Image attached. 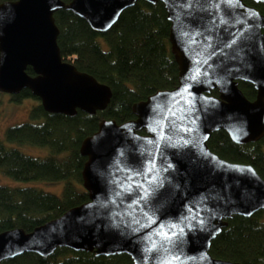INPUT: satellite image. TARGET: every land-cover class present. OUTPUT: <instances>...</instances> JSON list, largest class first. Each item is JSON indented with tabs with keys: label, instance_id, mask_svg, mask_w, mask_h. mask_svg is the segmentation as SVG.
<instances>
[{
	"label": "water",
	"instance_id": "obj_1",
	"mask_svg": "<svg viewBox=\"0 0 264 264\" xmlns=\"http://www.w3.org/2000/svg\"><path fill=\"white\" fill-rule=\"evenodd\" d=\"M143 1L166 10L177 84L134 102L130 119L101 120L81 140L88 200L31 231H1L0 262L68 247L124 253L134 264H242L212 256L210 243L228 218L264 209V178L249 163L221 158L207 140L220 129L238 144L264 133V14L246 0ZM135 2H0V91L28 88L50 113L103 109L110 87L61 59L54 13L70 10L105 32ZM238 81L253 86L254 99Z\"/></svg>",
	"mask_w": 264,
	"mask_h": 264
},
{
	"label": "trees",
	"instance_id": "obj_2",
	"mask_svg": "<svg viewBox=\"0 0 264 264\" xmlns=\"http://www.w3.org/2000/svg\"><path fill=\"white\" fill-rule=\"evenodd\" d=\"M246 2L264 14L263 3ZM54 20L61 59L107 84L111 96L103 109L93 113L78 109L68 116L45 111L40 99L28 88L8 94L14 102L31 97L36 103L29 111V120L6 127L5 139L16 144H38L48 151L43 156L27 154L0 138V172L16 180L64 183L60 196L36 186L0 184V232L10 228L31 231L88 200L82 185L81 170L86 156L79 150L81 140L98 130L101 120L111 118L120 123L130 119L134 117V102L177 84L178 65L169 41L170 20L160 1L152 4L136 0L105 32H95L83 18L64 8L54 13ZM26 71L33 74L30 66ZM238 86L247 98L254 99L256 91L250 83L238 81ZM211 93L218 94L216 89ZM209 135L207 146L213 152L229 161L251 164L264 178V133L254 142L240 144L222 129ZM226 221L210 243V254L242 264L264 261V209L249 217L233 215ZM0 264L134 263L124 253L95 256L92 251L57 247L48 256L24 252Z\"/></svg>",
	"mask_w": 264,
	"mask_h": 264
},
{
	"label": "rangeland",
	"instance_id": "obj_3",
	"mask_svg": "<svg viewBox=\"0 0 264 264\" xmlns=\"http://www.w3.org/2000/svg\"><path fill=\"white\" fill-rule=\"evenodd\" d=\"M105 45V44H104ZM0 138L7 144L8 146H17L19 150L24 153L35 155V156H43L47 153L48 149L45 146H39L38 144H16L8 142L5 139V129L9 125L17 124L26 120H29V111L31 107L36 103V101L31 97H26L19 102H14L9 100L8 93L0 94ZM63 180L56 181H46V180H16L11 178L10 176L3 174L0 172V184L4 185H12V186H24L31 185L40 187L41 189L51 192L56 195H61ZM260 264H264V261L260 262Z\"/></svg>",
	"mask_w": 264,
	"mask_h": 264
},
{
	"label": "snow or ice",
	"instance_id": "obj_4",
	"mask_svg": "<svg viewBox=\"0 0 264 264\" xmlns=\"http://www.w3.org/2000/svg\"><path fill=\"white\" fill-rule=\"evenodd\" d=\"M154 166V165H153ZM149 171H151V168L149 169ZM154 179V178H153ZM182 231V230H181ZM159 235L162 236V238L164 239H170V237L168 236V233L167 232H162V233H159ZM173 235H176V233H173ZM173 259H177L176 257H174Z\"/></svg>",
	"mask_w": 264,
	"mask_h": 264
}]
</instances>
